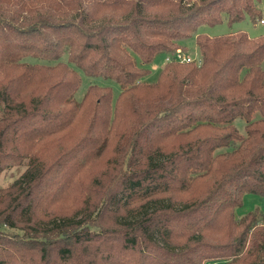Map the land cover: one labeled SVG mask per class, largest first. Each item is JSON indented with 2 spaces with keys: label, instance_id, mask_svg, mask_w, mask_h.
I'll list each match as a JSON object with an SVG mask.
<instances>
[{
  "label": "trees",
  "instance_id": "trees-1",
  "mask_svg": "<svg viewBox=\"0 0 264 264\" xmlns=\"http://www.w3.org/2000/svg\"><path fill=\"white\" fill-rule=\"evenodd\" d=\"M261 1L0 0V264H264Z\"/></svg>",
  "mask_w": 264,
  "mask_h": 264
},
{
  "label": "rangeland",
  "instance_id": "rangeland-1",
  "mask_svg": "<svg viewBox=\"0 0 264 264\" xmlns=\"http://www.w3.org/2000/svg\"><path fill=\"white\" fill-rule=\"evenodd\" d=\"M259 8L261 9L262 16L264 17V0H262L259 3ZM238 30L246 31L249 36L254 37L259 34H264V24H261L259 21L253 23L248 17H245L244 19L233 22L231 24H229L226 20H223L221 23L215 25L203 24L198 28L199 33H205L208 34L209 36L222 35L225 33L235 32ZM185 43L187 46V53L185 54L191 57L194 61H200L199 60L200 55L195 45L194 36H190L189 38H187ZM164 60L165 58L163 54L156 55L153 58L152 62L147 65L149 72L147 75H145L144 80L149 82L156 80L158 76V72L165 63ZM24 61L29 63L45 62L43 60L40 61L34 58H24ZM261 66L262 69L264 70V59L261 63ZM80 76H81V83L74 94V98L76 100H80L82 98L87 87L92 83L103 86H109L112 90L113 100L116 98V96L120 91V86L112 79L86 76L83 72H80ZM234 123L238 128L239 132L243 134L244 124H245L244 121L241 119H236ZM21 170H22L21 168L19 169L11 168L9 170L2 171L0 173V187L9 184L18 175V173ZM255 209H258L264 214V196L254 193H245L243 196L242 204L235 208V216L241 217L245 215L247 212L253 211ZM206 264H217V263L207 262Z\"/></svg>",
  "mask_w": 264,
  "mask_h": 264
},
{
  "label": "built area",
  "instance_id": "built-area-1",
  "mask_svg": "<svg viewBox=\"0 0 264 264\" xmlns=\"http://www.w3.org/2000/svg\"><path fill=\"white\" fill-rule=\"evenodd\" d=\"M259 22L261 24H264V18L260 19ZM166 61H172V60H178V61H191L193 60L191 57H189L187 54L177 50L175 53L171 55H167L165 57Z\"/></svg>",
  "mask_w": 264,
  "mask_h": 264
}]
</instances>
